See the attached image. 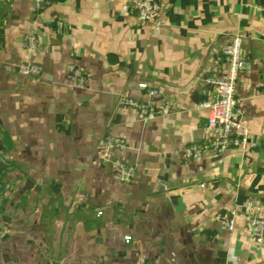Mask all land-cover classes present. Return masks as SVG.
<instances>
[{
    "label": "crops",
    "instance_id": "obj_1",
    "mask_svg": "<svg viewBox=\"0 0 264 264\" xmlns=\"http://www.w3.org/2000/svg\"><path fill=\"white\" fill-rule=\"evenodd\" d=\"M159 1L155 31L130 0H0V264H264L248 226L264 217V0ZM236 34L249 143L191 158L210 136L204 77L225 74ZM124 96L163 113L141 118ZM108 134L125 140L110 152L135 165L130 182L102 160ZM230 209L232 230L215 220Z\"/></svg>",
    "mask_w": 264,
    "mask_h": 264
},
{
    "label": "built area",
    "instance_id": "obj_2",
    "mask_svg": "<svg viewBox=\"0 0 264 264\" xmlns=\"http://www.w3.org/2000/svg\"><path fill=\"white\" fill-rule=\"evenodd\" d=\"M133 6V13L142 22L152 23L154 30L159 31L163 26L160 14L162 5L159 0H130ZM36 7L42 10L48 4V0H35ZM37 37L35 31L25 36L27 47L36 45ZM224 59L227 69L224 75L209 74L204 77V83L211 89L210 97L203 101L202 107L208 110L207 125L210 136L199 143H191L185 148V153L191 158H198L205 154L214 157L220 156L231 147L244 149L249 143V129L242 123V110L237 98V85L242 72L250 66V60L243 53V37L236 34L230 43L224 48ZM41 68L36 64H27L20 67L24 74H36ZM70 78L84 80L85 74L81 69L72 68ZM141 87L146 89L151 97L157 95L159 90L150 88L146 83ZM121 103L137 110L141 118H155L163 113V110L153 105L152 100H138L133 97L124 96ZM105 151L102 160L115 167L114 175L121 182H130L135 174L136 167L133 164L115 159L111 154V148H124L125 140L119 136L108 134L104 138ZM2 152L0 151V161ZM7 189L2 172L0 171V214L4 200V193ZM236 209L220 211L215 215V220L224 224L228 229L235 226ZM248 226L253 240L264 246V217L253 212L249 215ZM1 235V233H0ZM131 236H126L129 241ZM145 264H156L148 261Z\"/></svg>",
    "mask_w": 264,
    "mask_h": 264
},
{
    "label": "water",
    "instance_id": "obj_3",
    "mask_svg": "<svg viewBox=\"0 0 264 264\" xmlns=\"http://www.w3.org/2000/svg\"><path fill=\"white\" fill-rule=\"evenodd\" d=\"M30 75L35 76L36 74H30ZM3 166H4L3 161H0V167H3Z\"/></svg>",
    "mask_w": 264,
    "mask_h": 264
}]
</instances>
